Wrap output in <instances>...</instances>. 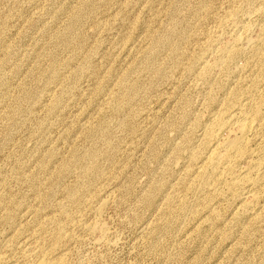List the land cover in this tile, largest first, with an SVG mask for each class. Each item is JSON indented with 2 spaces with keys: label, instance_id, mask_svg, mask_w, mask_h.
<instances>
[{
  "label": "rangeland",
  "instance_id": "1",
  "mask_svg": "<svg viewBox=\"0 0 264 264\" xmlns=\"http://www.w3.org/2000/svg\"><path fill=\"white\" fill-rule=\"evenodd\" d=\"M262 41L264 0H0V264H264Z\"/></svg>",
  "mask_w": 264,
  "mask_h": 264
},
{
  "label": "bare ground",
  "instance_id": "2",
  "mask_svg": "<svg viewBox=\"0 0 264 264\" xmlns=\"http://www.w3.org/2000/svg\"><path fill=\"white\" fill-rule=\"evenodd\" d=\"M75 21H76V20H75ZM258 36H259V35H258ZM254 39H255V38H254ZM256 39H257V38H256ZM247 40H248V39H247ZM252 40H253V39H251L250 41H252ZM262 40H263V39H262ZM248 41H249V40H248ZM246 42H247V41H246ZM262 43L264 44L263 41H262ZM262 43H261V44H262ZM257 47H258V44H257ZM257 47H255V48H256L255 50L258 49ZM261 47H263V46H261ZM259 51H260V50H259ZM259 51H258V52H259ZM258 52H256V54H257ZM261 52H262V51H260V53H261ZM263 54H264V53H263ZM257 55H258V54H257ZM261 56H262V54H261ZM262 59H264V58L262 57ZM262 59H261V60H262ZM262 61H263V60H262ZM255 104H256V103H255ZM258 107H259V106H258ZM258 107H257V108H258ZM254 110L257 112L258 109H254ZM254 110H253V111H254ZM259 110H260V109H259ZM255 111H254V113H256ZM251 112H252V111H251ZM259 112H260V111H259ZM257 113H258V112H257ZM257 113H256V115H257ZM252 114H253V113H252ZM252 114H251V115H252ZM258 115H259V114H258ZM221 117H222V116H221ZM228 117H229V115H228ZM228 117H227V118H228ZM230 117H231V116H230ZM253 117H255V115H254ZM258 117H259V116H258ZM234 118H235V117H234ZM217 119H218V117H217ZM229 119H230V118H229ZM236 119H237V118H236ZM255 119H256V117H255ZM215 120H216V119H215ZM250 120H251V119H250ZM227 121H230V120H227ZM227 121H225V122H227ZM225 122H224V124H225ZM234 122H236V121H234ZM234 122H233V123H234ZM215 123H216V122H215ZM240 123H241V120H240ZM216 124H217V125H215V126H219V127H218V130H219V128H222L221 125L223 124V122H222V120L219 119V121H218ZM249 124H250V123H249ZM252 124H253V123H252ZM252 124H251V125H252ZM234 125H235V124H234ZM236 125H237V124H236ZM251 125H250V126H251ZM253 125H254V124H253ZM215 126H214V127H215ZM237 126L240 128V130H237V131H241V132H240V133H241V134H240L241 136H240V137L238 136V138H236V136H235V138L233 137V139H231V140H228V139H227V141H225V144H224V143L221 144L222 149H221L220 147H217V148H216V149H220V151H218V150H216V149L211 150V148H210V150H211L212 152L209 154V157L207 156L208 161H209V164L207 165V167L205 166V167H206L205 169L203 168L204 170H203V173H202V174L207 173L210 169H212V170L217 169V168H215V167L218 166L219 164H223V165L225 166V168H227V170L230 171V172L235 171V170H233V168H236L238 165H237V166L235 165V166H236V167H235V166H234V161H235V160H239V159H236L238 155L241 156V154H243V153L246 154V153H247V152H245V149H246L247 147L244 148V142L246 141L245 139H247L246 137H249V136H246L247 129L249 128V127H248V123H246L245 121H244V122L242 121V123H241L240 125L238 124ZM236 128H237V127H236ZM239 128H238V129H239ZM251 128H253V127H251ZM209 129H210V128H208V130H209ZM249 129H250V128H249ZM211 130L213 131V129H211ZM214 130H215V129H214ZM218 130H216V132H217ZM250 130H251V129H250ZM260 130H261V129H260ZM209 132H211V131H209ZM209 132H208L209 135H214L213 132H212V133H209ZM228 132L230 133V131H228ZM217 133H219V132H217ZM217 133H216V134H217ZM216 134H215V135H216ZM97 135H98V134H97ZM215 135H214V136H215ZM218 135H219V134H218ZM206 136L208 137V135H206ZM209 137H212V136H209ZM230 137H231V136H230ZM261 137H262V136H261ZM209 139H210V138H209ZM219 139H220V138H219ZM207 140H208V139H207ZM248 140H249V139H248ZM248 140H247V142H248ZM208 141H209V140H208ZM208 141H207V143H208ZM210 141H211V140H210ZM214 141H216V137H215V140H214ZM214 141H213V142H214ZM217 141H218V140H217ZM222 141H223V140H222ZM211 142H212V141H211ZM211 142H210V144L212 145L213 142H212V143H211ZM226 142H227V143H226ZM247 142H246V143H247ZM246 143H245V144H246ZM248 143H249V142H248ZM248 143H247V145H249ZM216 144H219V143H216ZM214 145H215V144H214ZM214 145H212V146H214ZM245 146H246V145H245ZM207 147H208V146H207ZM202 148H203V147H202ZM204 148H206V147H204ZM206 149H207V148H206ZM263 149H264V148H263ZM204 150H205V149H204ZM208 150H209V149H208ZM248 150H249V149H248ZM248 150L246 149V151H248ZM252 150H253V149H252ZM200 151H201V153H202V150H200ZM259 151H260V150H259ZM208 152H209V151H208ZM250 152H253V151L250 150ZM250 152H249V153H250ZM262 152H263V151H262ZM197 153H198V152H197ZM205 153H207V152H205ZM205 153H204V154H205ZM249 153H247V154H249ZM199 154H200V153H199ZM199 154H198V155H199ZM245 154H244V155H245ZM257 154H258V153H257ZM198 155H197V156H198ZM244 155H243V156H244ZM89 156H90V155H89ZM96 156H97V155H96ZM197 156H196V157H197ZM204 156H206V155H204ZM239 156H238V157H239ZM246 156H247V155H246ZM263 156H264V154H263ZM90 157H91V156H90ZM90 157H89V158H90ZM93 157H95V156L93 155ZM97 157H98V156H97ZM198 157H200V156H198ZM258 157H259V156H258ZM258 157H257V158H258ZM242 158H243V157H241L240 159H242ZM244 158H245V157H244ZM91 159H92V158H91ZM94 159H95V158H94ZM197 159H198V158H197ZM199 159H200V158H199ZM92 160H93V159H92ZM202 160H203V158H202ZM202 160H201V161H202ZM262 160H263V159H262ZM205 161H207V160H205ZM257 161H258V159H257ZM257 161H256V163L260 162V161H258V162H257ZM236 162H237V161H236ZM252 162H253V161H252ZM261 162H262V161H261ZM207 163H208V162H207ZM207 163H206V164H207ZM253 163H255V161H254ZM203 164H204V163H203ZM203 164H201V165H203ZM237 164H239V162H238ZM250 164H251V163H250ZM262 164H263V163H262ZM201 165H200V166H201ZM251 165H252V164H251ZM251 165H250V166H251ZM256 165L258 166L259 164H256ZM203 166H204V165H203ZM220 166H222V165H220ZM224 166H223V167H224ZM259 166H261V165H259ZM198 167H199V166H198ZM261 167H262V166H261ZM214 168H215V169H214ZM225 168H224V170H225ZM243 168H245V167H243ZM248 168H249V166H248ZM250 168H252V166H251ZM250 168H249V169H250ZM198 169H199V168H198ZM219 169H220V168H219ZM245 169H247V167H246ZM245 169H244V170H245ZM259 169H260V167H259ZM239 170H240V169H237L238 172H239ZM254 170H255V169H254ZM256 170H257V168H256ZM245 171L247 172V171H249V170L247 169V170H245ZM252 171H253V170H252ZM258 171H259V170H258ZM225 172H226V170H225ZM215 173H216V172H215ZM218 173H219V172H218ZM232 173H233V172H232ZM235 173H236V172H235ZM223 174L225 175L224 172H223ZM223 174H222V175H223ZM236 174L238 175V173H236ZM243 174H244V173H243ZM245 174H246V173H245ZM255 174H256V173H255ZM257 174H258V173H257ZM216 175H217V173H216ZM220 175H221V174H220ZM234 175H235V174H234ZM258 175H259V174H258ZM258 175H257V176H258ZM226 176H227V175H226ZM232 176H233V175H232ZM240 176H241V174H240ZM250 176H251L250 173H249V174L247 173L244 177H243V176H242V177H243L244 179H247V181L249 182L248 179H250ZM252 176H253V175H252ZM255 176H256V175H255ZM255 176H254V177H255ZM259 176H260V175H259ZM222 177H223V176H222ZM261 177H262V176H260V178H261ZM205 178H206V176H205ZM205 178H204V180H205ZM223 178H226V177H223ZM233 178H234V177H233ZM236 178H237V177H235L234 179H232V181L235 180ZM239 178H240V177H239ZM243 178H242V179H243ZM251 178H252V177H251ZM263 178H264V177H263ZM206 179H207V178H206ZM216 179H217V178H216ZM221 179H222V178H221ZM221 179H220V180H221ZM228 179H229V178H228ZM242 179H240L241 182H242ZM244 179H243V180H244ZM257 179H258V178H257ZM253 180H254V179H253ZM255 180H256V179H255ZM260 180H261V179H260ZM260 180H257V181H260ZM262 180H263V179H262ZM201 181H202V180H201ZM201 181H200V182H201ZM206 181H208V179L205 180V182H206ZM217 181H218V180H217ZM223 181H224V180H223ZM235 181H238V180H235ZM247 181H246V182H247ZM200 182H199V183H200ZM208 182H210V181H208ZM211 182H212V181H211ZM225 182H226V181H225ZM228 182H229V181H228ZM238 182H239V181H238ZM250 182H252V181H250ZM255 182H256V181H255ZM261 182H262V181H261ZM201 183H202V182H201ZM214 183H215V184H213V185H216V184H217V182H214ZM226 183H227V182H226ZM231 183H234V182H231ZM231 183H230V184H231ZM202 184H203V183H202ZM220 184H221V182H220ZM227 184H228V183H227ZM239 184H240V183H239ZM199 185H200V184H199ZM206 185H207L206 187L209 186L208 184H206ZM225 185H226V184H225ZM235 185H237V184H235ZM242 185H244V183H242ZM245 185H247V184H245ZM245 185H244V186H245ZM253 185H254V183H253ZM257 185H259L258 182H257ZM202 186H205V185L203 184ZM202 186H201V187H202ZM210 186H211V185H210ZM229 186H231V185H229ZM229 186H227V187H229ZM232 186L234 187V185H232ZM254 186H256V185H254ZM216 187H217V186H216ZM221 187H222V186H221ZM227 187H226V189H227ZM204 188H205V187H204ZM237 188H238V187H237ZM213 189H214V186H213ZM231 189H232V187H231ZM217 190H218V189H217ZM219 190H220V189H219ZM214 192H215V191H214ZM229 192H231V191L229 190ZM233 192H235V190H233ZM233 192H231V193H233ZM216 193H218V191H217ZM69 194H70V193H69ZM73 194H74V193H73ZM252 194H253V193H252ZM109 195H110V194H109ZM214 195H215V194H214ZM216 195H217V194H216ZM219 195H220V194H219ZM109 197H110V196H109ZM109 199H110V198H109ZM254 199H255V198H254ZM209 201H210V200H209ZM209 201H207V203H208ZM104 202H105V200H104ZM107 202H108V201H107ZM213 202H214V201H213ZM105 203H106V202H105ZM106 204H107V203H106ZM170 204H171V203H170ZM209 205H211V203H210ZM209 205H208V206H209ZM182 207H183V206H182ZM213 208H214V207H213ZM246 208H248V207H246ZM97 209H98V208H97ZM210 209H211V208H210ZM211 210H212V209H211ZM96 211H97V210H96ZM212 213H213V211H212ZM247 214H248V213H247ZM175 216H176V215H175ZM255 216H256V214H255ZM259 218H260V217H259ZM255 225H256V224H255ZM101 235H102V234H101ZM98 242H99V241H98ZM44 257H45V256H44ZM44 257H43L42 259H40L36 264H61V262L63 263V261H59V260H58V261L50 262V261L46 260ZM60 260H61V259H60Z\"/></svg>",
  "mask_w": 264,
  "mask_h": 264
}]
</instances>
